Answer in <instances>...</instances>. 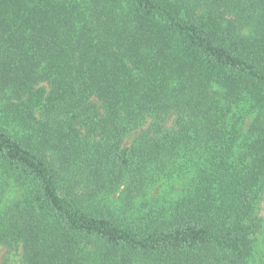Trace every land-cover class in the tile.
<instances>
[{
    "label": "trees",
    "instance_id": "16d2710c",
    "mask_svg": "<svg viewBox=\"0 0 264 264\" xmlns=\"http://www.w3.org/2000/svg\"><path fill=\"white\" fill-rule=\"evenodd\" d=\"M263 190L264 0H0V247L264 264Z\"/></svg>",
    "mask_w": 264,
    "mask_h": 264
},
{
    "label": "rangeland",
    "instance_id": "374dc122",
    "mask_svg": "<svg viewBox=\"0 0 264 264\" xmlns=\"http://www.w3.org/2000/svg\"><path fill=\"white\" fill-rule=\"evenodd\" d=\"M252 116H246V125L251 121ZM172 122L169 121L170 125ZM138 131L130 133L124 141L125 145H130L134 139L137 137ZM187 185L183 181L174 182L172 185H159L157 188L151 191L148 199L155 196H166L167 198H175L180 194ZM257 214L259 219H261V227L258 233V249L261 253L262 258H264V190L260 196L257 205ZM0 264H24L23 262V250L22 247H17L15 249L10 248L7 245H1L0 247Z\"/></svg>",
    "mask_w": 264,
    "mask_h": 264
}]
</instances>
